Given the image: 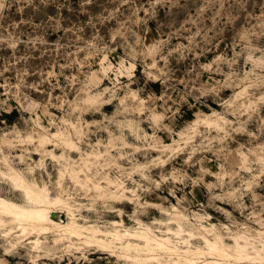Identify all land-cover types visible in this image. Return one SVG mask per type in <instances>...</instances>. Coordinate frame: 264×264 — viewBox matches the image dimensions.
<instances>
[{"label": "rangeland", "instance_id": "rangeland-1", "mask_svg": "<svg viewBox=\"0 0 264 264\" xmlns=\"http://www.w3.org/2000/svg\"><path fill=\"white\" fill-rule=\"evenodd\" d=\"M88 160L95 179L119 177L137 200L77 185L71 167ZM9 165L70 194L80 222L110 228L119 207L127 226L164 229L170 215L154 202L177 206L196 233L214 225L230 245L240 232L264 241V0H0V169ZM11 186L0 174V193L26 203ZM10 227L0 224V264H137L55 232L12 247Z\"/></svg>", "mask_w": 264, "mask_h": 264}, {"label": "bare ground", "instance_id": "bare-ground-1", "mask_svg": "<svg viewBox=\"0 0 264 264\" xmlns=\"http://www.w3.org/2000/svg\"><path fill=\"white\" fill-rule=\"evenodd\" d=\"M104 105L107 106L108 102ZM75 130H77L76 126ZM52 135L60 140L63 147L71 150L78 148L69 132L57 130ZM49 138L50 136L44 134L39 137V140L43 144ZM168 146L171 145H165V147ZM51 155L54 157L55 153ZM101 155V152H92L88 156L97 160ZM92 165L94 163L88 160L77 168L71 167L72 180L77 185L94 190L96 196L108 198L112 202L128 204L135 201L136 197L132 196L136 195L135 189L128 187L123 179L113 178L109 174L95 179L96 172H92ZM9 170L4 172L0 169V174H3L11 183V187L20 191L27 200L26 203L19 202L0 193V224L4 226L11 224L10 228H6L5 236L9 238V245L12 247L19 241L29 239L33 232L37 234L55 232L56 242L68 240L70 241L68 246H70L73 238L77 237L85 244L97 245L102 247L101 249L116 252L137 264H242L244 260L264 262L263 238L252 240L249 235L240 232L233 236L234 244L230 245L226 243L223 234L218 232L214 225L211 227L202 225L196 233L192 227H187L185 224L189 217L175 205H172L173 210L170 211L158 203H151L152 207L159 208L162 213L170 215V221L164 222L166 224L164 229L156 230L137 217L138 226H127L122 208L119 207L113 208V211H118L119 219L113 220L110 228L106 226L103 228L97 223L80 222L70 201V194H52L47 184L28 179L22 171L10 165ZM63 175L64 172L60 171V177ZM57 209L67 211L66 222L56 219L53 212ZM171 221L175 222L176 226H171ZM209 234L213 236L210 237ZM196 237L201 238L204 245H195L191 242ZM29 242L34 249L41 248L40 236ZM165 255L169 258H164Z\"/></svg>", "mask_w": 264, "mask_h": 264}]
</instances>
